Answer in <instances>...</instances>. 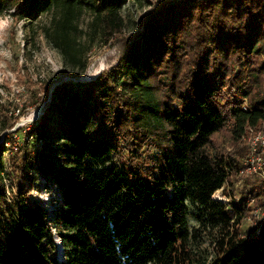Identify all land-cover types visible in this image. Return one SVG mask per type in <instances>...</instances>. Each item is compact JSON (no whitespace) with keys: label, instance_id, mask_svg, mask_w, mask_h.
I'll use <instances>...</instances> for the list:
<instances>
[{"label":"trees","instance_id":"trees-1","mask_svg":"<svg viewBox=\"0 0 264 264\" xmlns=\"http://www.w3.org/2000/svg\"><path fill=\"white\" fill-rule=\"evenodd\" d=\"M126 1L1 0L0 12L24 20L49 13L42 35L77 76L95 41L109 46L138 28L121 13ZM141 27L115 67L53 89L27 132L39 145L26 139L9 150L10 172L0 146V264H264V224L255 237L239 232L244 198L227 206L212 197L240 167L239 151L227 153L218 138L235 145L264 121V0H172ZM17 110L14 121L27 111ZM147 141L162 152L157 164L114 162L121 143L135 160ZM32 169L58 189L53 226L63 259L52 220L28 199ZM207 228L220 234L210 259L193 247Z\"/></svg>","mask_w":264,"mask_h":264},{"label":"rangeland","instance_id":"rangeland-1","mask_svg":"<svg viewBox=\"0 0 264 264\" xmlns=\"http://www.w3.org/2000/svg\"><path fill=\"white\" fill-rule=\"evenodd\" d=\"M169 1L172 0H127L121 7V13L128 24L134 18L138 28L131 33H128L130 32L128 30L121 36H114L109 46L100 38L95 41L88 54L86 72L77 76L62 65L59 53L42 35L43 26L50 22L49 13H43L35 19L24 20L11 15L12 10L4 8L0 12V146L4 144L8 148L3 153L5 172L13 170L11 159L13 155L9 150L15 152L26 139L34 147L39 145V142H32L27 137V132L47 108L53 89L66 81L95 78L99 73L115 67L120 61L123 49L129 43V38L135 32L141 31V24L147 13ZM90 18V12L85 10L78 21L79 28L83 31L88 30ZM84 33L78 34L84 38L87 36ZM243 69L247 70L246 64L243 65ZM261 83L264 86V77ZM17 107L25 108L27 111L19 113L14 121L13 117L18 114ZM4 114L7 116L6 119L3 118ZM4 122H13L12 127L6 129ZM7 138L12 143H5ZM159 141L164 142L162 139ZM217 142L229 154L239 151L236 158L240 160V167L237 171H231L225 185L215 191L212 197L227 206L232 201L240 202L244 198L246 216L240 222L239 232L241 236L255 237L259 226L264 224V121L255 128H246L240 141L233 144L234 146L226 139V135H221ZM133 154L132 148L126 142L121 143L114 156V162L121 166L122 162L133 161L140 168L142 161L143 164L152 166L162 159V152L156 142L153 144L145 142L135 160ZM27 175L29 182V178L32 177L31 189L28 180L26 182L25 189H30L28 199L31 203L44 208L52 220L57 257L63 259L62 243L56 227L53 226L56 223L55 214L59 206L58 189L36 169L28 170ZM5 183L9 184V181L6 179ZM188 223L191 228H201L191 216L188 217ZM59 230L62 231L61 228ZM219 235L216 229H202L200 236L193 240L197 255L212 258Z\"/></svg>","mask_w":264,"mask_h":264},{"label":"water","instance_id":"water-1","mask_svg":"<svg viewBox=\"0 0 264 264\" xmlns=\"http://www.w3.org/2000/svg\"><path fill=\"white\" fill-rule=\"evenodd\" d=\"M96 77V76H95ZM90 80V79H89ZM85 81H87V80H85Z\"/></svg>","mask_w":264,"mask_h":264}]
</instances>
